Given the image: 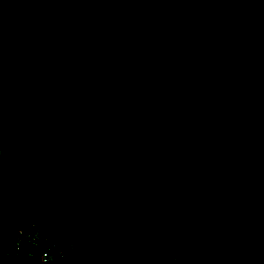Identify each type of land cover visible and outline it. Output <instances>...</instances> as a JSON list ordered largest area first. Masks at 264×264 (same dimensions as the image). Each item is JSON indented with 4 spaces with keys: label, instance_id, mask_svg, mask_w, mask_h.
<instances>
[{
    "label": "water",
    "instance_id": "95a60500",
    "mask_svg": "<svg viewBox=\"0 0 264 264\" xmlns=\"http://www.w3.org/2000/svg\"><path fill=\"white\" fill-rule=\"evenodd\" d=\"M44 221L264 264V0H0V242Z\"/></svg>",
    "mask_w": 264,
    "mask_h": 264
},
{
    "label": "trees",
    "instance_id": "16d2710c",
    "mask_svg": "<svg viewBox=\"0 0 264 264\" xmlns=\"http://www.w3.org/2000/svg\"><path fill=\"white\" fill-rule=\"evenodd\" d=\"M39 229L62 250L63 259L44 263L40 248L22 243L19 249L11 246L15 236L0 242V264H121L119 259L103 243L99 226L94 221L82 223L70 221H44L24 230Z\"/></svg>",
    "mask_w": 264,
    "mask_h": 264
},
{
    "label": "built area",
    "instance_id": "2783aa9c",
    "mask_svg": "<svg viewBox=\"0 0 264 264\" xmlns=\"http://www.w3.org/2000/svg\"><path fill=\"white\" fill-rule=\"evenodd\" d=\"M15 236L14 241H11V246L19 249L22 243L29 244L33 247L40 248L41 259L44 263L57 262L63 259L64 253L62 250L56 251V244L51 237L45 236L39 229L19 231Z\"/></svg>",
    "mask_w": 264,
    "mask_h": 264
}]
</instances>
